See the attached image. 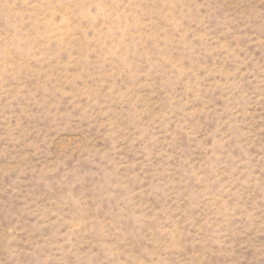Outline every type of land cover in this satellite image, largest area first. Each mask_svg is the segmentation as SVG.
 Instances as JSON below:
<instances>
[{
  "label": "rangeland",
  "instance_id": "rangeland-1",
  "mask_svg": "<svg viewBox=\"0 0 264 264\" xmlns=\"http://www.w3.org/2000/svg\"><path fill=\"white\" fill-rule=\"evenodd\" d=\"M0 264H264V0H0Z\"/></svg>",
  "mask_w": 264,
  "mask_h": 264
}]
</instances>
